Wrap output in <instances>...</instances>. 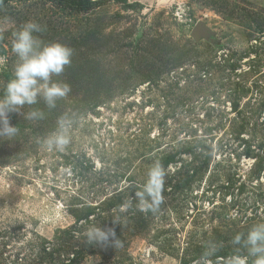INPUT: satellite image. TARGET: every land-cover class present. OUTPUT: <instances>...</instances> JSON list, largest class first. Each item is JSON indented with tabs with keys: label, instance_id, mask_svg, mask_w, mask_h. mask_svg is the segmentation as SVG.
<instances>
[{
	"label": "rangeland",
	"instance_id": "1",
	"mask_svg": "<svg viewBox=\"0 0 264 264\" xmlns=\"http://www.w3.org/2000/svg\"><path fill=\"white\" fill-rule=\"evenodd\" d=\"M129 2L135 5L109 1L81 12L54 0H12L0 8L6 48L0 96L17 59L12 33L26 21L46 28L37 34L45 42L74 49L71 65L54 78L71 85L68 97L53 109L42 99L33 105L45 113L42 120L10 114L19 134L0 138V264H50L40 260L44 245L60 256L54 264L66 246L69 258H77L71 264H185L189 248L223 246L264 222V169L258 179L252 174L264 158V0ZM197 21L215 33L211 40L192 35ZM104 95L115 97L92 107ZM236 99L240 114L232 110ZM61 116L70 121L71 143L63 153L48 152L36 138L53 132ZM189 146L207 163L183 187L167 185V205L146 233L130 234L131 223L118 248L86 243L92 224L77 221V209L91 202L99 210L133 180L143 182L162 153ZM166 168L173 173L175 163ZM228 174L236 178L232 187ZM166 237L173 253L159 247ZM62 240H68L63 249ZM223 258L216 253L212 264Z\"/></svg>",
	"mask_w": 264,
	"mask_h": 264
},
{
	"label": "clouds",
	"instance_id": "2",
	"mask_svg": "<svg viewBox=\"0 0 264 264\" xmlns=\"http://www.w3.org/2000/svg\"><path fill=\"white\" fill-rule=\"evenodd\" d=\"M46 28L34 20L23 23L12 33L11 50L16 56L13 75L7 81L3 95L0 96V138L13 140L19 128L10 122V114H20L28 121L35 122L45 118V113L32 107L42 99L48 109L56 107L57 101L68 97L72 91L66 81L54 79L61 76L72 63L74 49L60 41L45 42L39 33ZM29 106L27 112L22 111ZM70 121L61 116L56 129L44 137H37L36 143L48 152L63 153L71 143ZM168 169L162 161L155 160L147 169L145 179L135 192L136 210L156 214L165 203L163 195ZM127 199L119 205L120 212L132 207ZM113 224H121L119 216H114ZM86 243L107 247H120V240L114 227L92 224L85 231ZM231 243L239 246L232 254L218 264H264V222L253 224L247 233H237ZM219 246L210 243L200 255L197 264H212ZM243 250V252L240 251Z\"/></svg>",
	"mask_w": 264,
	"mask_h": 264
},
{
	"label": "trees",
	"instance_id": "3",
	"mask_svg": "<svg viewBox=\"0 0 264 264\" xmlns=\"http://www.w3.org/2000/svg\"><path fill=\"white\" fill-rule=\"evenodd\" d=\"M12 0H0V8L5 5L6 3L10 2ZM59 6L60 9L63 10H68L71 12H81V11H90L93 10L97 7L102 6L103 4H105L106 2L109 1H113L116 3H122L125 4L127 6L130 5H135L133 2H129V0H54ZM137 5H140L138 2H136ZM6 53V48L3 44L0 43V55H4ZM229 61V59H228ZM211 65V64H210ZM230 67L235 68V65L233 64H229ZM204 67V66H202ZM4 90V89H3ZM101 97V98H100ZM115 96L113 95H104V96H97L96 99H98L96 102L92 103V107H96L98 106L100 103L104 102L105 100H110L113 99ZM240 103L239 100L236 99L233 103H232V110L236 111L237 113H241L240 112ZM245 129L244 125H241L240 128L237 130L238 133H241L243 130ZM197 147L196 146H189L187 148H183L180 149L178 151H175V149H172L168 152H164L162 153V157L158 160L162 161V163L164 164L165 167H167L170 163H175V169H173V173H168V178L169 181L167 183H165L164 186V198H165V203L161 206V210L167 205V195H168V188L167 185L169 186V184H171V187L173 186L175 189L183 187L184 184H188L191 182V177L194 178L196 174H200L202 171H200L203 166H205V164L207 163V159H199L197 157L199 156V153L197 151ZM204 146H200V151H204ZM253 150H250V152H247L248 155H251V152ZM184 152H188L191 154L192 159L190 160H185L182 156V154ZM204 156V155H203ZM202 156V158H203ZM259 159L256 163V166L252 169V174L254 173V177L255 178H259L261 171H263L264 169V158ZM178 161H182L178 162ZM184 162V163H183ZM193 164L192 167H190V165ZM188 167V168H187ZM190 167V168H189ZM172 168H169V171H171ZM234 174V173H233ZM233 174H228V181L230 182V187H232L235 184V180L236 178L235 175ZM133 184L130 186H126L125 188H122L118 191H116L115 193H113L112 198H110L108 200L107 203H102L99 207L100 209L96 211V207L93 209V205L89 203H85L84 205H82L81 208L77 209L80 214H75L76 210H72L74 212V214L77 216V221H80L82 219H85V222L87 224H101L105 227H114L115 228V232L117 237L119 238V240H123V237H127L129 234H127L129 231L127 230V228L131 225H133L132 227H134V229H131V233L130 234H138V233H146L147 229L149 227V225L151 224V222L153 221L154 217L156 215H158V213L153 214L151 212L148 213H142L138 210H136V199H135V192L138 190V186L142 184V181H132ZM240 188H244V185H242ZM127 199H131L132 200V207L126 211V212H120L119 211V205L123 204L125 200ZM108 205V208H107ZM98 207V208H99ZM93 215V220L92 218H90V216ZM255 216H257V213L253 214ZM260 215V214H259ZM114 216H119L121 224H113V220H114ZM254 219V216L250 215L247 216L246 220L247 222H251ZM105 221H110L109 225L105 224ZM82 231V229H81ZM248 230L245 231V234L247 233ZM150 234V232H148ZM163 232L157 233V237H160L161 234ZM216 235H219V238L217 239H221V232L220 233H215ZM172 238L170 237H166L165 239L160 240L159 243V247L165 251H171L170 249H172L173 247V241L171 240ZM47 241H45V239H43V245L46 243ZM68 243V240H62L60 245H61V249H63L62 245ZM225 244L223 246H219V250H218V255L223 256L224 258L227 257L228 255L232 254L235 250L238 249L239 246L234 247L233 244L228 243V242H224ZM68 246H66L64 248V253L61 252V254H63L64 256L61 258V264H71V263H76L74 257L69 258V254L68 253L70 251L69 248H67ZM59 248V250H61ZM206 248V244H198L195 245L192 248V251L190 250V248L184 253V256L182 257V261L184 260V263H190L195 259H199L200 255L202 254V252L204 251V249ZM47 247H45V245L42 248V251L45 252L44 255H39L40 256V260L43 261L46 259H49V261H51L50 264H54V261L56 258L60 259L59 257H54L51 256L52 253H48L46 251ZM241 252H243L242 249H240ZM172 252V251H171ZM173 253V252H172ZM60 255V254H58ZM67 255V257L65 256ZM54 259V260H53ZM67 260H69V262H67ZM36 261V259L34 260ZM249 264H251V261L249 262Z\"/></svg>",
	"mask_w": 264,
	"mask_h": 264
},
{
	"label": "water",
	"instance_id": "4",
	"mask_svg": "<svg viewBox=\"0 0 264 264\" xmlns=\"http://www.w3.org/2000/svg\"><path fill=\"white\" fill-rule=\"evenodd\" d=\"M191 33L196 40H199L201 37L211 40V38H213L215 35V33L207 26L204 21H197Z\"/></svg>",
	"mask_w": 264,
	"mask_h": 264
}]
</instances>
